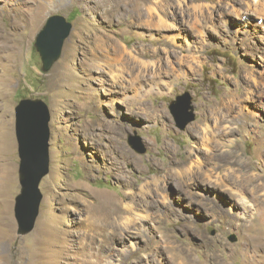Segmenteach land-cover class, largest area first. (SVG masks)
Listing matches in <instances>:
<instances>
[{
  "label": "rangeland",
  "instance_id": "obj_1",
  "mask_svg": "<svg viewBox=\"0 0 264 264\" xmlns=\"http://www.w3.org/2000/svg\"><path fill=\"white\" fill-rule=\"evenodd\" d=\"M102 1L0 0V264H264L252 251L264 222L239 228L264 202V20L237 18L250 0H120L108 21ZM134 1L156 13L138 24ZM52 15L71 30L42 74L34 38ZM89 32L128 53L109 66L79 42ZM186 93L194 118L181 130L170 105ZM28 98L49 108V168L34 227L18 235L14 108ZM234 180L254 192L239 194L248 210ZM125 217L135 228L113 232Z\"/></svg>",
  "mask_w": 264,
  "mask_h": 264
},
{
  "label": "water",
  "instance_id": "obj_2",
  "mask_svg": "<svg viewBox=\"0 0 264 264\" xmlns=\"http://www.w3.org/2000/svg\"><path fill=\"white\" fill-rule=\"evenodd\" d=\"M70 30L71 23L63 16L52 15L35 35L34 48L41 61L42 74L48 73L58 60ZM170 111L181 130L194 118L187 93L178 96L171 103ZM14 118L20 189L14 199L13 214L17 223V234L25 235L33 229L38 216L41 200L39 184L49 168V108L40 99H22L14 108ZM128 144L136 153H145V148L137 137H129Z\"/></svg>",
  "mask_w": 264,
  "mask_h": 264
},
{
  "label": "bare ground",
  "instance_id": "obj_3",
  "mask_svg": "<svg viewBox=\"0 0 264 264\" xmlns=\"http://www.w3.org/2000/svg\"><path fill=\"white\" fill-rule=\"evenodd\" d=\"M81 1H85V0H81ZM89 1V0H88ZM92 1V0H91ZM123 1V0H122ZM127 1V0H126ZM147 1V0H146ZM58 2V1H57ZM64 2V1H63ZM87 2V1H86ZM134 2H136V1H134ZM250 2L251 3H247V1L246 2H241L242 4H243V8H240V9H234L233 11H235V12H239V13H236V15H237V18L240 20V21H242V20H245L244 18H242V17H248V18H252V17H256L258 20L259 19H263L264 20V0H250ZM123 3V2H122ZM143 3V2H142ZM238 3V2H237ZM240 3V2H239ZM61 4V3H60ZM129 4H131V3H129ZM134 5V12H136V21L138 22V24H141L142 22H144L145 21V19H144V21H143V18L144 17H146V16H148V19L150 18V17H152L156 12L154 11V9L153 8H148V9H146V12H145V8H143V6H144V4H140L138 1L136 2V3H133ZM53 6H54V3L52 4ZM59 5V4H58ZM97 5H100L99 3L97 4ZM199 6V5H198ZM56 7H58L57 6V4H56ZM97 7V6H96ZM99 7H101V6H99ZM102 16H104V18L105 17H107V20L109 21L110 20V16H113V17H118L119 15H121L123 12H124V9L122 8V4L120 3V0L119 1H116V0H103L102 1ZM133 9V8H132ZM101 10V9H100ZM127 12V11H126ZM125 12V13H126ZM145 13L147 14V15H145ZM106 19V18H105ZM196 20V19H195ZM136 21H135V23H136ZM255 21V20H254ZM146 22V21H145ZM147 22H149V21H147ZM161 22V21H160ZM259 22H261V21H259ZM258 22V23H259ZM102 24H103V22H102ZM101 24V25H102ZM149 24V23H148ZM147 24V25H148ZM159 24V23H158ZM157 24V25H158ZM105 25V24H104ZM150 25V24H149ZM152 25V24H151ZM164 25V24H163ZM261 25V24H260ZM142 26V25H141ZM198 26V25H197ZM258 26V25H257ZM150 27V26H149ZM159 27V26H158ZM157 28V27H156ZM95 28L94 27H92V28H90V32L91 31H94L95 32V30H94ZM152 29V28H151ZM160 30V29H159ZM90 32H89V34H87L88 36H81L80 37V41L79 42H81L82 40L83 41H85L87 38H91V42L92 43H94L93 44V50L94 51H99V53L101 52L102 54H103V56H104V58H105V60L107 61V63H108V65L109 66H113L114 65V63H113V61L115 60V59H111L110 58V56L112 55V56H114V55H117V57L118 56H123L124 54H125V52L126 53H128V51H127V47L125 46V45H123V44H120V45H115V44H112V42L109 40V38L108 37H104L103 36V34L101 35L100 33H101V31H100V33L98 34V33H95L94 34V36L92 37L91 35H90ZM106 34V33H105ZM108 36V35H107ZM75 38V37H74ZM109 40V41H108ZM116 40V39H115ZM240 40V39H239ZM74 41V40H73ZM117 41V40H116ZM249 41V40H248ZM257 42V41H256ZM117 43V42H116ZM119 44V43H118ZM73 45H75V44H73ZM76 46V45H75ZM78 46V45H77ZM72 48H74V47H72ZM71 48V49H72ZM84 48V47H83ZM257 49V48H256ZM264 50V49H263ZM96 53V52H95ZM158 54V53H157ZM68 55H69V53H68ZM68 57V56H67ZM123 60V59H122ZM121 61V60H120ZM120 61H119V63H120ZM118 62V61H117ZM129 63H130V60H129ZM140 63V62H139ZM150 64V63H149ZM171 64V63H170ZM130 65V64H129ZM146 65V64H145ZM95 66H97V67H100V65L99 64H97V63H95ZM128 65H126V67H127ZM132 67H134V66H132ZM140 72V71H139ZM141 73V72H140ZM115 75V74H114ZM111 77H114V76H111ZM116 77V76H115ZM148 77V76H147ZM117 78V77H116ZM140 77L139 76H137V80L139 79ZM141 79V78H140ZM152 79V78H151ZM114 80V79H113ZM133 82V81H132ZM131 82V83H132ZM154 83V82H153ZM156 83V82H155ZM256 83V82H255ZM151 84H152V82H151ZM138 85H139V83H138ZM141 85V84H140ZM139 85V86H140ZM156 85V84H155ZM256 85V84H255ZM153 86V85H152ZM131 87V86H130ZM134 87V86H133ZM237 105V104H236ZM245 113V112H244ZM242 114V113H241ZM250 114V113H249ZM249 116H251V115H249ZM253 116V115H252ZM241 117V116H240ZM215 122V121H214ZM240 122V121H239ZM254 128V127H253ZM256 128V127H255ZM229 130V129H228ZM205 131V130H204ZM7 133V132H6ZM5 133V134H6ZM4 135V134H3ZM234 135V134H233ZM2 137V136H1ZM6 145V144H5ZM4 145V147L6 148V146ZM3 147V146H2ZM3 147V148H4ZM122 147V146H121ZM120 147V148H121ZM2 148V149H3ZM119 152H120V154H124L123 153V151L120 149V150H118ZM248 165H250V164H248ZM247 167V166H246ZM196 169H197V167H196ZM242 169V168H241ZM182 171H177L176 172V174L177 175H182V177L184 176V175H186V174H189V175H191V174H193L194 172H193V168H191V167H189V168H183V169H181ZM198 173V172H197ZM202 173V172H201ZM198 174H200V173H198ZM210 177V176H209ZM256 177V176H255ZM254 178V176L252 177V179ZM167 179V178H166ZM238 179V178H237ZM182 179H179V181H178V185H182V183H183V180L181 181ZM196 180V179H195ZM191 181H194V180H190L189 182H185L184 184H183V187H187L190 183H192ZM201 181H205V178H203L202 177V180ZM207 181V180H206ZM200 182V181H199ZM232 182V181H231ZM205 183V182H204ZM212 183H214V182H212ZM232 184L234 185V187H235V189H236V193H233V194H231V197L234 199V200H236V202H237V205H240V206H242L245 210H248V207H247V204H246V201H245V199L244 198H242V197H240V193L241 192H245V191H249L248 189H247V186L245 185V184H243L242 182H240V181H233L232 182ZM219 185H222V184H220V182H219ZM223 186V185H222ZM218 187V186H217ZM156 190V189H155ZM230 189H228L227 191H229ZM183 191H185L184 189L183 190H179L178 189V192L179 193H182ZM232 191V190H231ZM230 191V192H231ZM250 192H252L253 194H254V192L251 190V191H249V193ZM187 197V196H186ZM199 197V196H198ZM255 197V196H254ZM226 198V197H225ZM104 199H105V196H104ZM190 199V198H189ZM103 200V199H102ZM102 200H100V201H102ZM110 199H108V201H109ZM113 200V199H112ZM228 200V199H227ZM190 201V200H189ZM105 202V201H104ZM115 202V201H114ZM137 202V201H136ZM248 202V201H247ZM255 202H256V205H257V207L254 209V213H252V215L251 216H246V218H245V220H244V222H243V225L244 226H240L239 228H241V227H245L244 229H247L248 230V228H250V224L253 222V221H255L256 219H259V220H262L263 222H264V202L263 201H261L260 199H259V197L257 196V197H255ZM100 203V202H99ZM98 203V204H99ZM109 203V202H108ZM102 204V203H101ZM236 204V203H235ZM109 205V204H108ZM107 205V206H108ZM149 205V204H148ZM98 206V205H97ZM99 206H100V204H99ZM113 206H114V204H113ZM104 207V206H103ZM115 207V206H114ZM99 208H101V207H99ZM122 209H123V216L124 215H126L127 213H128V211L130 210H128L127 209V207H125L124 205H122ZM97 210V209H96ZM106 210V209H105ZM115 210V209H114ZM111 211V210H110ZM122 211V210H121ZM95 212V211H94ZM94 212H92V213H94ZM99 212H101V211H99ZM112 212V211H111ZM117 212V211H116ZM91 214V213H90ZM114 214V213H113ZM112 214V215H113ZM251 214V213H250ZM93 215V214H92ZM91 215V216H92ZM106 216V215H105ZM116 216V215H115ZM263 218V219H262ZM115 221V220H114ZM141 221V220H140ZM138 222V221H137ZM136 222V223H137ZM128 223L130 224V225H128ZM43 224V223H42ZM113 224L114 223H112V222H110V227L114 230L113 232H117V231H123V232H126V233H131V230L133 229V228H135L134 226H133V224H134V222L131 224V221L129 220V218L128 217H125V221H123V223H122V225H120V227L118 228H115L114 226H113ZM45 225H46V223H45ZM41 229H42V227H41ZM40 234V233H39ZM42 234V233H41ZM252 251L254 252V254L255 255H257L258 257H260L263 253H264V245L263 244H261V245H259V244H254L253 246H252ZM263 257V256H262ZM186 262L188 263V261L186 260Z\"/></svg>",
  "mask_w": 264,
  "mask_h": 264
}]
</instances>
